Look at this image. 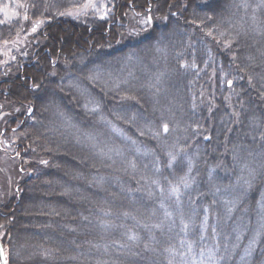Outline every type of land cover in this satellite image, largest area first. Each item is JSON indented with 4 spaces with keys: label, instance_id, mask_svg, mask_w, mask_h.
Listing matches in <instances>:
<instances>
[{
    "label": "trees",
    "instance_id": "trees-1",
    "mask_svg": "<svg viewBox=\"0 0 264 264\" xmlns=\"http://www.w3.org/2000/svg\"><path fill=\"white\" fill-rule=\"evenodd\" d=\"M25 12L0 17L29 175L0 205L9 264H264V0Z\"/></svg>",
    "mask_w": 264,
    "mask_h": 264
},
{
    "label": "rangeland",
    "instance_id": "rangeland-1",
    "mask_svg": "<svg viewBox=\"0 0 264 264\" xmlns=\"http://www.w3.org/2000/svg\"><path fill=\"white\" fill-rule=\"evenodd\" d=\"M35 2L28 10V6H30L28 0H0V17L2 18L5 13H9L14 15L15 20L21 21L27 17L25 11H28V17L36 20L38 17H43L45 13L59 17L65 14L71 15L74 11L75 13L72 15L74 20L86 18L92 25L101 24L110 21V7L113 0H41V3ZM53 2H55L54 5ZM58 5L62 10H57ZM87 6L88 9L90 7V11L86 9ZM17 10L21 12L18 13ZM4 116L0 117V205L4 204L7 199L16 198V187L29 176L19 167L21 154L13 145L17 135L9 134L11 139H8L7 131L4 128H8L12 124L3 125L5 121H2V118H6ZM1 234L3 235L2 232Z\"/></svg>",
    "mask_w": 264,
    "mask_h": 264
},
{
    "label": "bare ground",
    "instance_id": "bare-ground-1",
    "mask_svg": "<svg viewBox=\"0 0 264 264\" xmlns=\"http://www.w3.org/2000/svg\"><path fill=\"white\" fill-rule=\"evenodd\" d=\"M15 1H17V0H15ZM52 1H55V0H52ZM114 1V0H113ZM55 4V2H53V5ZM59 6V5H58ZM57 10H62L61 8H60V6H59V8L57 9ZM105 23H110V21L109 22H105ZM93 25H96V24H93ZM8 107V106H7ZM3 108V107H2ZM7 109L8 108H6V106H5V108H4V110H3V112L0 114V117L1 116H3V115H5L6 117H9L10 116V114H8V111H7ZM4 116V117H5ZM2 121H5V118H2ZM8 122H3V125H5V124H7ZM1 239V238H0ZM1 241L3 242V240L1 239ZM3 244H4V242H3ZM5 249H6V247H5ZM6 252H7V250H6ZM7 256H8V254H7Z\"/></svg>",
    "mask_w": 264,
    "mask_h": 264
},
{
    "label": "water",
    "instance_id": "water-1",
    "mask_svg": "<svg viewBox=\"0 0 264 264\" xmlns=\"http://www.w3.org/2000/svg\"><path fill=\"white\" fill-rule=\"evenodd\" d=\"M0 248L3 249V251H4V257L7 259V264H9L7 252H6V249H5V245L3 244V242L1 241V239H0ZM0 264H3V259L2 258H0Z\"/></svg>",
    "mask_w": 264,
    "mask_h": 264
},
{
    "label": "snow or ice",
    "instance_id": "snow-or-ice-1",
    "mask_svg": "<svg viewBox=\"0 0 264 264\" xmlns=\"http://www.w3.org/2000/svg\"><path fill=\"white\" fill-rule=\"evenodd\" d=\"M33 31H35V28L33 29ZM165 131H167V126H165ZM135 237H133L134 239ZM0 258L3 259V264H7V259L4 257V251L2 248H0Z\"/></svg>",
    "mask_w": 264,
    "mask_h": 264
}]
</instances>
